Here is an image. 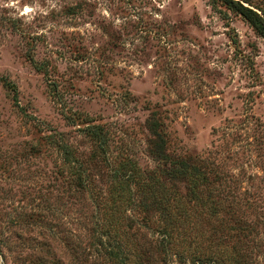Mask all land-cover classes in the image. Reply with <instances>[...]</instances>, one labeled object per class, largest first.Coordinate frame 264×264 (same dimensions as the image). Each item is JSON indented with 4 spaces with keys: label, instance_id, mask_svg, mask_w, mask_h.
<instances>
[{
    "label": "rangeland",
    "instance_id": "374dc122",
    "mask_svg": "<svg viewBox=\"0 0 264 264\" xmlns=\"http://www.w3.org/2000/svg\"><path fill=\"white\" fill-rule=\"evenodd\" d=\"M155 119L167 155L218 175L198 188L220 212L187 200L198 235L186 243L214 244L220 228L234 242L230 228L248 223L264 264V37L214 0H0V264H102L117 239L142 254L135 264L177 263L158 248L162 200L148 183L190 189L150 153ZM130 162L137 179L123 191L113 166Z\"/></svg>",
    "mask_w": 264,
    "mask_h": 264
},
{
    "label": "trees",
    "instance_id": "16d2710c",
    "mask_svg": "<svg viewBox=\"0 0 264 264\" xmlns=\"http://www.w3.org/2000/svg\"><path fill=\"white\" fill-rule=\"evenodd\" d=\"M214 2L216 4L219 3L221 6H224L240 15L252 26L258 35L264 37V3L257 4L251 2L250 0H214ZM147 127L152 135V142L149 147L150 153L156 159H161L162 162H166L170 159V161L174 163V167L165 172L166 177L170 176L172 181L184 182L187 185V188L190 189V197L189 199H186L180 192L176 193L173 190V194H171L166 189L164 181L159 179L156 181L150 176V182L148 185L154 188L158 187L155 188L158 190L152 191L153 195L161 196L159 200L154 199L153 197L152 203L160 204L159 201L162 200V205L160 204L161 206L159 205L158 209L161 211L159 218L164 221V225L159 227V230L161 229L160 231L163 236L161 239L162 242L158 245V248L161 251H164V253L169 251L171 253L170 255L174 254L178 257L177 263L171 262V264H256V262H254V256L252 255L253 248L258 247L261 249L262 245L256 242L257 240H255V236H251V234L253 235L254 226L248 223L246 225H238V229L235 227L230 228V232L232 231L235 235L231 236V238L236 239L234 242L231 239H223L222 234L224 233V230L220 228L219 230L210 232L211 235L209 237L212 241H214V244L211 241L203 242L200 240H194L198 243L197 245H193V243H186V238L184 236H187L190 231H196L197 234V230H192V227L189 230L187 219L182 218L184 213H188V208L186 207L187 200H194L203 208L205 205H207V210L209 206L211 211L215 210L216 213L220 212V209L218 208L217 210V206L215 205L217 204L216 201L218 194L212 195V193H210V196L207 195L205 198L202 196L201 192L207 188L202 190L198 188L199 181L204 180L205 183L208 181L210 183L212 182L211 180H216L218 175L216 172H209L206 165L193 157L189 156L187 158H173V156L167 155L165 153L167 142L164 136L161 135L160 124L156 119L149 120ZM91 133L100 135L98 147L104 151H107L106 145L108 144L109 140L107 134H104L102 130H96V128ZM65 150L69 159L68 162H70V160L72 161L73 158H70V155H72L73 151L71 152L68 147H65ZM131 163L132 162L127 164L118 163L117 166H113V178L117 180V185H119V188L123 191L130 190L131 184L137 179V168L134 163ZM80 167L81 173L79 176V183L82 187H85L86 185L93 183V179L87 178L82 173L81 165ZM157 170L158 169L155 171L158 172ZM178 190L180 189L178 188ZM102 191L99 192L101 197L100 200L102 202L109 203L110 200L112 201L114 199L107 186H105ZM139 205L145 207V204ZM158 209H156V211ZM175 209H177L176 212ZM178 211L179 213L177 214ZM175 214H177V216ZM213 216V219L215 220L217 217L215 215ZM105 220L107 222L105 223L106 230H104L103 233H115L113 231L117 226L114 223L116 220ZM229 223L230 222L228 221V225ZM176 232L179 234V236H172ZM110 240L111 239H109V241ZM192 245L193 248H190ZM111 248L112 249L108 250L107 252L109 262L104 261L102 264H110V262H113L114 264H135V261L142 258V254H139V252H136V259L134 255L131 256L132 254L130 252L129 245L127 248H124L123 242L119 241L118 239L111 245ZM31 259L32 260L29 262V264H58L56 261L51 262L43 256L39 258L35 256L31 257ZM137 264H143V262Z\"/></svg>",
    "mask_w": 264,
    "mask_h": 264
}]
</instances>
